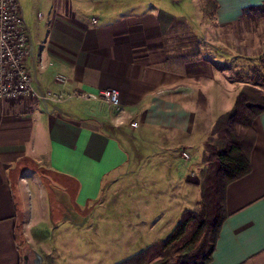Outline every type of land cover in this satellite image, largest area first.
<instances>
[{
    "label": "crops",
    "instance_id": "0c3cea01",
    "mask_svg": "<svg viewBox=\"0 0 264 264\" xmlns=\"http://www.w3.org/2000/svg\"><path fill=\"white\" fill-rule=\"evenodd\" d=\"M209 1L217 2L214 17L204 11ZM260 5L264 0H35L26 16L23 9L32 32L28 69L44 94L60 99L0 101V264H22L19 222L27 245L47 257L55 253L62 264V250L44 234L48 216L61 210L73 223L69 209L92 204L106 212L127 179L113 175L131 167L132 154L142 166L154 160L173 171L196 135L203 163L180 180L194 184L216 121L246 87L224 79V60L211 58L226 57L225 41L213 43ZM194 44L197 53L189 49ZM60 75L67 84L57 81ZM107 89L119 91L121 111L74 97ZM253 130L251 171L226 189L228 217L208 264H264V113ZM129 227L144 231L145 223Z\"/></svg>",
    "mask_w": 264,
    "mask_h": 264
},
{
    "label": "rangeland",
    "instance_id": "374dc122",
    "mask_svg": "<svg viewBox=\"0 0 264 264\" xmlns=\"http://www.w3.org/2000/svg\"><path fill=\"white\" fill-rule=\"evenodd\" d=\"M19 1L26 16L27 10H32L35 0ZM219 38L220 42L213 43L215 44L213 46L221 47L225 41L228 54L224 59H211L224 60L222 61L224 65L219 66L221 69L224 68L222 71L224 79L247 86L246 88L252 87L264 94V8L256 10L251 19L225 28L224 34H219ZM196 48L198 47L195 44L189 47L197 53ZM220 98L221 93L216 92L212 104L216 113L222 103ZM195 130V133L201 134L200 130ZM125 139L127 145L131 144V140ZM194 142L192 145L194 148L187 151L191 160L179 157L173 171L168 165L159 167L154 160L142 166L132 154L131 167L120 169L113 175H124L127 179L117 193H112L106 212L104 209L94 210L97 204H92L77 210L70 208L69 210H74L70 211L73 223L68 221L61 210L56 212V215L48 216L43 227L46 231L44 234L49 237L48 242L51 246L62 250L61 263L120 264L151 245L166 241L181 221L184 210L197 211L201 201L199 182L206 166L197 168L198 178H194V184L180 181L182 176L187 178L186 175H190L192 166L195 167L197 164L201 166L203 163L202 142L196 135ZM132 187H137V191L128 192ZM62 202L66 207L67 204L63 200ZM144 223V231L135 228L130 230V225L138 224L141 228ZM64 225L67 231L59 232ZM73 225L80 231L75 232ZM58 234V241L54 242ZM25 242L27 243L26 239ZM26 243L22 248L23 254L24 247L29 246ZM41 253L44 255L45 264H60L55 253L50 257Z\"/></svg>",
    "mask_w": 264,
    "mask_h": 264
},
{
    "label": "trees",
    "instance_id": "16d2710c",
    "mask_svg": "<svg viewBox=\"0 0 264 264\" xmlns=\"http://www.w3.org/2000/svg\"><path fill=\"white\" fill-rule=\"evenodd\" d=\"M209 4L204 11L207 16L214 17L217 2L209 1ZM259 8L264 5L248 11L255 12ZM246 87L239 93L232 109L218 118L205 144L206 168L199 182L201 201L198 210H185L166 241L155 243L120 264L211 262L221 227L228 217L226 189L251 171L250 151L255 140L253 123L264 113V94ZM16 237L20 244L25 243L21 222L16 228Z\"/></svg>",
    "mask_w": 264,
    "mask_h": 264
},
{
    "label": "built area",
    "instance_id": "2783aa9c",
    "mask_svg": "<svg viewBox=\"0 0 264 264\" xmlns=\"http://www.w3.org/2000/svg\"><path fill=\"white\" fill-rule=\"evenodd\" d=\"M42 18V13L38 14ZM33 54L32 32L25 20L19 0H0V101L20 96H32L41 101L58 102L60 95L44 94L38 87L37 78L28 69L27 60ZM57 81L65 85L66 76L60 75ZM87 101H102L117 111H121L120 93L107 89L100 93L74 95ZM133 128L138 122L130 123ZM184 158L189 155L184 152Z\"/></svg>",
    "mask_w": 264,
    "mask_h": 264
},
{
    "label": "water",
    "instance_id": "95a60500",
    "mask_svg": "<svg viewBox=\"0 0 264 264\" xmlns=\"http://www.w3.org/2000/svg\"><path fill=\"white\" fill-rule=\"evenodd\" d=\"M25 253L22 256V264H44V256L30 246H25Z\"/></svg>",
    "mask_w": 264,
    "mask_h": 264
}]
</instances>
